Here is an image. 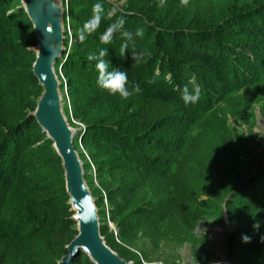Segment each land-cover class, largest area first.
<instances>
[{"label": "trees", "instance_id": "1", "mask_svg": "<svg viewBox=\"0 0 264 264\" xmlns=\"http://www.w3.org/2000/svg\"><path fill=\"white\" fill-rule=\"evenodd\" d=\"M69 1L68 17L76 43L58 59L56 67L58 74L60 66L65 71L70 91L65 109L86 126L79 138L76 135L75 147L82 139L90 140L96 147L91 150L93 157L110 155L96 160L101 186L108 191L112 206L108 214L118 229L117 234H108L101 225L107 243L132 259L127 249L116 247L113 241L133 248L143 232L158 247L182 236L191 237L200 221L221 219L227 200L229 207H237L230 209V218L239 224L231 251H237L240 264L262 257L264 166L255 174L256 158H250L247 165L242 152L237 153V141L226 122L213 128L217 122L208 117L218 92L229 81H242L232 66L233 58L247 63L264 49L260 42L237 43L234 49L218 42L216 35L222 33L223 23L229 21L233 27L237 22L235 16L229 20V14L214 9L215 4L226 5L229 0H189L188 6L181 0H164L162 7L158 6L160 0H129V9L113 13L107 0ZM7 2L0 0V264H57L77 229L71 219L62 159L36 118L29 117L42 91L33 72L35 30L23 6L10 8ZM97 2L104 6V18L81 42L77 30L91 17ZM70 4L72 10L79 7L72 17ZM237 7L241 19L249 16L253 7L256 15L249 16L253 21H260L257 17L264 14L262 0L250 4L241 0ZM121 16L125 29L133 33L125 57L118 54L125 42L119 33L110 44L100 41V35ZM137 28L144 29L142 38L134 35ZM92 47L97 49L90 52ZM102 49H108L104 58L109 61V71L127 72L129 88L138 83L139 93L123 99L98 87L97 61L87 57ZM166 49L183 58H174ZM131 50H147L150 55L132 66ZM74 70L78 76L70 74ZM156 73L155 83H149ZM185 86L201 89L197 103H184L181 91ZM196 112L200 116L187 129L183 143L180 138L158 136L157 131L165 125L181 130ZM213 135L218 136L219 147L210 142ZM176 143L177 148L166 159L155 158L142 148L147 144L166 146L165 152L170 153ZM74 264L94 262L82 253Z\"/></svg>", "mask_w": 264, "mask_h": 264}, {"label": "rangeland", "instance_id": "2", "mask_svg": "<svg viewBox=\"0 0 264 264\" xmlns=\"http://www.w3.org/2000/svg\"><path fill=\"white\" fill-rule=\"evenodd\" d=\"M107 1L109 3L111 13L118 9H129V0ZM240 1L241 0H229L226 5H214L215 10L220 9L219 13L229 14V20L234 16L235 18H237L235 19V21L237 22L233 27L229 26V21L223 23V25L221 26L222 33L216 35L218 42L220 44H222V42H226L230 46H232L231 48L233 49L234 44L245 41L260 42L264 47V34L262 33V31H264V27L261 26H264V24H262L264 23V14H261L260 16L257 15V18H259L260 21H253L252 17H249L256 15L253 13V11L255 10V8L253 7L252 9H250V15L247 17L245 16L243 19H241V17L237 15V13H239L237 10H240V7H237V3ZM242 1L250 4L253 0ZM262 1L264 3V0ZM69 2L70 1L67 0V4ZM258 3L259 1L257 2V4ZM7 4L10 8H20L22 6L21 2H18L16 4L14 0H8ZM78 8L79 7L75 8L74 6L72 10L70 4V17L75 15ZM67 32L69 38V47H67L69 50L70 47L75 45L76 43L73 35L74 29L72 26V19L70 20V28L67 29ZM71 35L73 36L72 41ZM35 46L36 44L31 46V49L34 50ZM197 46H199L198 43ZM96 49V47H92L90 52H93ZM68 50H66L65 53ZM167 51L170 53L169 55L173 56L174 58H183V55H179L175 51ZM231 51L233 52V50ZM64 59H66V56L64 57ZM231 63L242 81H238L239 83H235L236 81L234 80L229 81L226 84V87L223 88L222 91L218 92V95L215 96V98L210 103L212 107L208 111V113L210 114L208 117H211V119H213L211 121L216 120L217 122L212 125L213 128L218 126L219 124H223V121L226 122L227 127L230 128L231 133L237 141V153L242 152L243 158H241L245 161V163L248 165L250 162V158H256L258 162V166L254 170V173L256 174L258 173L259 169L264 166V49L261 50V53L258 55V57L253 60L251 59L250 62L247 61V63H245V61H242L239 63L238 59L233 58ZM259 65H261V68L259 67ZM243 66L244 70L242 68ZM61 72L62 75H59L64 84V86L61 87V91L64 98L65 109V106L67 105V103H69L70 100V91L66 81L65 71L62 69ZM245 72L247 75L245 74ZM242 73L244 74L242 75ZM70 74L78 76L76 70H74ZM208 79H210V77ZM191 110L188 115H190ZM65 112L71 126L76 130V135H78V133L80 132L79 123L81 122V120L74 117L72 115V112H68V110L66 109ZM197 115L200 116V113L196 112L192 119L188 122H185L183 128L179 131L171 127V125H165V128H161L157 131L158 136H164L167 139L180 138L183 143V139L188 135L186 134L187 129L195 121L194 119ZM170 127L173 128V130ZM239 141H242L243 143L239 144ZM80 142L81 143H79V147L76 148L83 162H87V165L84 168L88 185L90 186L94 196L97 198V201H99V203H97L99 210H103V212H101L100 214V219L102 217L101 225L103 224V226L106 227V229L108 230V234L115 235L113 227L116 228L117 233L118 229L115 225L114 220L111 218L110 213L108 214V211H111L112 206L107 198L108 191L101 186V180L98 176V165L96 163V160L109 158L110 155L93 157V155L91 154V150L96 148L94 146V143L90 140L84 141L83 139ZM210 142L215 143V145L216 143H218L217 147H219L220 143L218 136L213 135L210 139ZM177 145L178 144L176 143L175 145H173V147H171L172 152L170 153L165 152L167 148L166 146L163 148H155L151 144H147L143 145L142 148L146 153L155 158L163 157L164 159H166V157L168 158L170 154L173 153V150L177 148ZM227 202V200L223 202L222 215L220 220L208 219L206 221H200L193 230L191 237L182 236L180 237V239H177V241L167 243L163 242L161 243V246L157 247L150 241L149 238L144 236L143 232H139L137 236L138 243L133 248H128L123 245V243H120L117 240L113 241L116 247H119L124 251H126L127 249V251L129 252L127 253L132 259H127L117 250H115L114 248L113 249L127 260L133 261L135 264L139 261H141L140 264H149L151 262H162L163 264H226L223 259L228 254H230L231 264H240L241 258L238 257L237 251H231V240L233 238L234 232L239 227V224L231 220L230 209L232 208L231 210H235L237 207H229ZM226 216L229 227L226 226ZM74 226L77 229L76 223L74 224ZM212 226H216L215 228H217L219 231L215 232V228L212 229ZM221 231L225 232V235L224 233L222 234ZM237 248L235 249L237 250ZM137 250L141 251L144 256L142 257L141 255H139ZM242 264H264V255H262V257L260 258L249 260L246 263Z\"/></svg>", "mask_w": 264, "mask_h": 264}, {"label": "water", "instance_id": "3", "mask_svg": "<svg viewBox=\"0 0 264 264\" xmlns=\"http://www.w3.org/2000/svg\"><path fill=\"white\" fill-rule=\"evenodd\" d=\"M20 2L35 30L37 43L34 48L36 56L33 72L42 87L35 109L29 113V117L36 118L62 159L65 188L73 212L71 219L77 226V234L66 245L67 252L61 256L57 264H74L75 259L82 253L94 264H135L115 251L102 234L97 198L88 185L84 162L75 147L76 130L71 126L64 109L61 91L63 82L56 66L58 59L60 60L68 50L65 44L67 0H20ZM53 3L56 4V9L52 8ZM49 28L52 29L51 32L48 31ZM83 128L86 126H80L79 131ZM85 197L91 198L94 205L93 217L88 221L82 219L84 209L80 202ZM226 225L229 226L227 216ZM215 227L212 226V229ZM223 260L227 261L226 264H231L230 254Z\"/></svg>", "mask_w": 264, "mask_h": 264}, {"label": "clouds", "instance_id": "4", "mask_svg": "<svg viewBox=\"0 0 264 264\" xmlns=\"http://www.w3.org/2000/svg\"><path fill=\"white\" fill-rule=\"evenodd\" d=\"M164 4V0H160V4L158 6L162 7ZM181 4L183 6H188L189 0H181ZM52 8L56 9V4H52ZM92 14L91 17L86 20L82 27L77 30L78 38L81 42L85 41L88 36L92 35L100 26L102 19L104 18V6L102 3L97 2L92 6ZM125 19L123 16L119 17L114 23L110 24L106 30L100 35V41L103 44H110L116 33H119L121 38L125 39V42L121 45L119 49V55L121 57H125L126 50L129 49L128 41H133V33L127 29H125ZM49 32L52 29H48ZM136 37L144 36V29L137 28L134 34ZM132 58L134 63L132 66L136 64H140L144 62V57L146 55H150L147 50L142 52H138L135 50H131ZM108 55V49L100 50L98 55L89 54L87 59L89 61L96 60L97 63L95 65L96 70L98 72L97 76V85L98 87L109 91L112 94H119V96L123 99H128L132 95L139 93L141 91L140 85L138 83H133L131 88H129V79L127 72L121 71L117 68L109 71V61H107L104 57ZM159 73H156L155 76L150 79L149 83H155V77L158 76ZM201 96V89L199 87H195L190 90L188 86H185L181 91V98L184 103L187 105L189 103L195 104L199 101ZM51 103V101H50ZM84 211L82 214V219L84 221H88L93 217L94 214V205L89 197H85L80 202ZM247 239V238H245Z\"/></svg>", "mask_w": 264, "mask_h": 264}, {"label": "built area", "instance_id": "5", "mask_svg": "<svg viewBox=\"0 0 264 264\" xmlns=\"http://www.w3.org/2000/svg\"><path fill=\"white\" fill-rule=\"evenodd\" d=\"M65 8H66V16H67V21H66V23H65V25H66V30L68 29V28H70V21H69V17H68V4H67V2L65 3ZM71 34V33H70ZM72 38H73V36L71 35V41H72ZM59 73L61 74V66L59 67ZM62 75V74H61ZM66 93V92H65ZM67 95V94H66ZM79 126H84V124L83 123H79ZM86 128H83L82 130L84 131ZM81 141V140H80ZM82 146V145H81ZM113 229H114V231H115V234H117V230H116V228L115 227H113ZM149 264H163L162 262H151V263H149Z\"/></svg>", "mask_w": 264, "mask_h": 264}, {"label": "bare ground", "instance_id": "6", "mask_svg": "<svg viewBox=\"0 0 264 264\" xmlns=\"http://www.w3.org/2000/svg\"><path fill=\"white\" fill-rule=\"evenodd\" d=\"M226 226H227V225H226ZM220 227H221V226H220ZM228 227H229V226H228ZM214 230H215V232H216V231H219L217 228H215ZM221 233H222V234L224 233V235H225V232L221 231ZM226 262H227V261H225V263H226Z\"/></svg>", "mask_w": 264, "mask_h": 264}]
</instances>
